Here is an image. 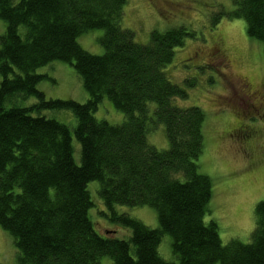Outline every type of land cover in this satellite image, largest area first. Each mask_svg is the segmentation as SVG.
<instances>
[{
	"label": "trees",
	"instance_id": "1",
	"mask_svg": "<svg viewBox=\"0 0 264 264\" xmlns=\"http://www.w3.org/2000/svg\"><path fill=\"white\" fill-rule=\"evenodd\" d=\"M126 0H0V227L16 248V264H264V201L254 208L250 240L223 244L210 214V178L198 171L203 148L204 112L179 107L174 98L187 91L164 68L185 37V26L150 32L145 44L121 25ZM223 15L242 18L246 34L264 46V0H232ZM212 25V26H213ZM101 29L102 54H91L78 36ZM53 61L69 63L88 99L46 98L37 88L49 78L37 73ZM28 98L33 100L25 103ZM107 98L123 121L97 120L94 112ZM150 103L155 106L150 109ZM44 110H68L70 129ZM164 126L167 148L147 140ZM79 145L74 158L72 139ZM111 221L130 230L128 238L98 233L88 216L93 205L88 183ZM116 204L155 209L151 228ZM170 236L174 261L158 246Z\"/></svg>",
	"mask_w": 264,
	"mask_h": 264
},
{
	"label": "rangeland",
	"instance_id": "2",
	"mask_svg": "<svg viewBox=\"0 0 264 264\" xmlns=\"http://www.w3.org/2000/svg\"><path fill=\"white\" fill-rule=\"evenodd\" d=\"M232 7V0H126L121 20L122 27L132 30L134 40L141 44L149 41L153 30L185 26L196 33L195 38L185 37L184 43L174 49L164 71L172 82L187 91L186 98H174L172 103L179 107L197 106L204 112L203 148L197 165L212 185L210 214L205 220L213 218L217 222L223 244L232 238L241 242L250 240L255 205L264 201V117L249 113L239 81L244 78L254 88L264 85V46L246 34L242 18L223 15L215 25L211 24L218 11ZM4 29L5 22L0 20V34ZM102 33L101 29L88 30L78 36V43L91 54H102L104 50L99 42ZM36 72L49 77L37 84L46 98L80 103L88 99L81 79L69 63L53 61ZM32 100L28 98L25 103ZM154 106V103L149 105L151 110ZM42 114L65 124L72 133L76 121L70 111L44 110ZM94 116L110 124H119L124 119L122 112L107 98L98 104ZM239 124L254 131L247 145L241 146L237 138L235 129ZM147 140L159 149L167 148L164 126L157 124L147 133ZM72 144L74 158L79 162V145L74 138ZM97 189V181L88 183L93 202L88 216L94 229L102 235L111 231L112 236L128 238L130 230L105 215L106 207ZM114 210L137 218L151 228L157 227V214L150 206L116 204ZM170 240L165 234L158 251L164 259L174 261ZM102 262L109 263L106 258ZM0 264H16V248L1 227Z\"/></svg>",
	"mask_w": 264,
	"mask_h": 264
},
{
	"label": "flooded vegetation",
	"instance_id": "3",
	"mask_svg": "<svg viewBox=\"0 0 264 264\" xmlns=\"http://www.w3.org/2000/svg\"><path fill=\"white\" fill-rule=\"evenodd\" d=\"M239 81H241L240 91L249 107V113H260L259 117H264V85H261L260 88H254L244 78H240ZM235 131L237 132L238 140L242 143L241 146L247 145L250 138L254 135V131L242 124H239Z\"/></svg>",
	"mask_w": 264,
	"mask_h": 264
}]
</instances>
